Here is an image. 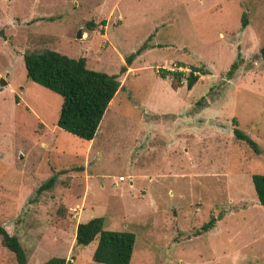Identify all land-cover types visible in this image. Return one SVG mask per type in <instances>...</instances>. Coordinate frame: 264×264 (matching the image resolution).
<instances>
[{"label":"rangeland","instance_id":"rangeland-1","mask_svg":"<svg viewBox=\"0 0 264 264\" xmlns=\"http://www.w3.org/2000/svg\"><path fill=\"white\" fill-rule=\"evenodd\" d=\"M0 30V225L26 264H101L95 239L73 246L75 224L92 216L133 233L128 264H264L250 181L264 174V0H0ZM140 45L88 141L55 125L59 96L24 76V50L81 54L116 74ZM190 66L202 71L186 89ZM0 264H15L1 245Z\"/></svg>","mask_w":264,"mask_h":264},{"label":"trees","instance_id":"trees-1","mask_svg":"<svg viewBox=\"0 0 264 264\" xmlns=\"http://www.w3.org/2000/svg\"><path fill=\"white\" fill-rule=\"evenodd\" d=\"M240 27L246 24L244 13L240 14ZM90 22H88V25ZM0 37L4 35L0 30ZM143 48L139 46L133 53L123 59V64L116 74H108L102 71L87 69L84 66V56L78 54L71 58L49 48L24 50L21 53V61L24 76L29 81L55 93L60 102L55 119V125L66 133L79 139L90 140L98 126V122L104 109L109 105L111 97L118 90L119 82L116 79L119 73L125 71V65H129L131 59ZM258 57L264 65V44L258 48ZM238 54L235 55L225 75L229 76L238 65ZM191 71H202L200 66H190L184 77V86L189 89L196 81L195 74ZM174 78L182 75L176 70H167ZM160 78L163 74L160 73ZM200 96L195 102L198 105L202 101ZM106 107V108H105ZM168 114H163L167 117ZM235 125V120H231ZM233 137L244 142L254 154H260L257 144L238 128L232 127ZM263 160H264V154ZM54 175H50L36 188V194L41 190L52 186ZM250 181L256 201L264 205V174L253 173ZM63 209V208H62ZM57 212L59 211L56 209ZM59 211V213H62ZM215 218L209 216L199 226V231L211 228ZM95 239V245L91 251V259L101 264H128L134 236L132 232L125 230H107L102 228V218L92 216L83 222H77L73 231V246L82 247ZM0 245L12 253L15 264H26L25 255L15 235L7 232L6 227L0 225ZM64 259L59 256H49L40 264H63Z\"/></svg>","mask_w":264,"mask_h":264},{"label":"water","instance_id":"water-1","mask_svg":"<svg viewBox=\"0 0 264 264\" xmlns=\"http://www.w3.org/2000/svg\"><path fill=\"white\" fill-rule=\"evenodd\" d=\"M78 36H79V34H78V31H77L76 37H78ZM2 85H4V81L0 78V86H2Z\"/></svg>","mask_w":264,"mask_h":264},{"label":"built area","instance_id":"built-area-1","mask_svg":"<svg viewBox=\"0 0 264 264\" xmlns=\"http://www.w3.org/2000/svg\"><path fill=\"white\" fill-rule=\"evenodd\" d=\"M117 180H118V181L122 180L121 176H118V177H117Z\"/></svg>","mask_w":264,"mask_h":264}]
</instances>
